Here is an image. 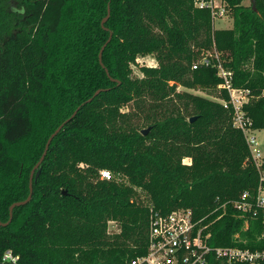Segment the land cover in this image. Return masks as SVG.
<instances>
[{
	"label": "trees",
	"instance_id": "obj_1",
	"mask_svg": "<svg viewBox=\"0 0 264 264\" xmlns=\"http://www.w3.org/2000/svg\"><path fill=\"white\" fill-rule=\"evenodd\" d=\"M226 2L231 28L194 0H0V264L8 249L18 264H130L152 211L180 207L204 218L213 245H254L258 220L242 231L234 202L255 193L258 171L217 67H193L217 49L264 129V0ZM147 54L157 64L134 75Z\"/></svg>",
	"mask_w": 264,
	"mask_h": 264
},
{
	"label": "built area",
	"instance_id": "obj_2",
	"mask_svg": "<svg viewBox=\"0 0 264 264\" xmlns=\"http://www.w3.org/2000/svg\"><path fill=\"white\" fill-rule=\"evenodd\" d=\"M194 4L210 9L215 26L220 19L232 18L226 0H194ZM200 64H214L217 67V74L221 78L219 87L226 88L230 94L229 100L221 101L226 107L233 108L234 126L243 132L250 160L258 171L259 183L255 193L243 192L234 202V207L240 211L239 216L245 218L242 231H246L251 220L256 219L259 233L253 239L252 246L213 245L209 224L203 222L204 218H196L192 208L180 207L168 213L153 210L147 251L133 258L130 264H264V150L257 136L260 129L254 126V120L245 108L255 94L250 88L233 85V70L225 67L217 49L201 52L193 67L197 68ZM259 96H264V90ZM101 177L109 179L112 172L103 169ZM110 224L116 223L110 221ZM241 235V231L236 233L237 243L247 241ZM2 260L18 264V257L10 249L5 251Z\"/></svg>",
	"mask_w": 264,
	"mask_h": 264
},
{
	"label": "water",
	"instance_id": "obj_3",
	"mask_svg": "<svg viewBox=\"0 0 264 264\" xmlns=\"http://www.w3.org/2000/svg\"><path fill=\"white\" fill-rule=\"evenodd\" d=\"M250 1L252 3L253 8L256 9V0H250ZM109 15H110V7L108 9V15L103 19L102 24L105 23V21L108 19ZM110 39H111V36H110L109 40ZM106 44L107 43H105L103 45V47L101 48L100 53H99V59H100L101 64H103L102 54H103V50H104ZM106 70H107V73L109 74L108 69H106ZM101 91H102V89H98L95 92V95L94 96H96L97 94H99ZM91 100H92V98L88 99V101H91ZM81 106L82 105L78 106L77 109L73 112V114L69 118H67L66 121H64L63 123H61V125H59V127L48 138L47 143H46V146H45V150H44L41 158L39 159V161L37 162V164L35 165V167L32 169L31 178H30V193H29L28 197L26 199H24V200L16 201V202L12 203V205L10 206V218H9V220L7 222L3 223L4 225H7V224H9L12 221V219H13V210H14V208L16 206H20V205L26 204L32 198V194H33L32 178H33V175H34V170L37 167H39L38 171L36 172V177H35L37 179L38 176H39V174H40V172H41V166L40 165H41L42 161L44 160V158L46 156V153H47V151L49 149L50 143L52 142L53 138L60 132V130L64 127V125L66 124V122L70 121L77 114V112L80 110ZM194 119H195V117H192L191 118V120H194ZM149 130H150L149 127L148 128H145V129H143V133H147ZM0 224H2V223L0 222Z\"/></svg>",
	"mask_w": 264,
	"mask_h": 264
},
{
	"label": "rangeland",
	"instance_id": "obj_4",
	"mask_svg": "<svg viewBox=\"0 0 264 264\" xmlns=\"http://www.w3.org/2000/svg\"><path fill=\"white\" fill-rule=\"evenodd\" d=\"M251 1L250 0H245V3L246 4H249ZM233 26V19L230 17V18H227V19H220L216 22V27L217 28H231ZM104 51V50H103ZM100 53V51H99ZM102 59H103V54H102ZM157 64V61L156 59L154 58L153 55L151 54H147L145 56H140L138 59H137V62L135 64H132V68H133V74L136 75V76H142V72H141V66L142 65H156ZM185 88L183 86H180L178 87V90L177 91H182L184 90ZM190 91H193L195 93H198V94H201V95H205V96H208L210 98H213L212 96L208 95L207 93L203 92V91H200V90H192L190 89ZM127 109V108H125ZM257 136H258V139L261 141L262 143V147H263V150H264V129H260L258 132H257ZM186 162H189L190 159L189 158H185L184 159ZM37 164V163H36ZM35 164V165H36ZM34 165V167H35ZM33 167V168H34ZM32 168V169H33ZM39 167H37L35 170H34V175L35 173L38 171ZM33 175V178H32V187H33V191H34V181L36 180V178L34 177ZM111 226V230H116L117 229V226L116 224H110Z\"/></svg>",
	"mask_w": 264,
	"mask_h": 264
}]
</instances>
